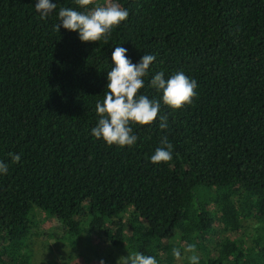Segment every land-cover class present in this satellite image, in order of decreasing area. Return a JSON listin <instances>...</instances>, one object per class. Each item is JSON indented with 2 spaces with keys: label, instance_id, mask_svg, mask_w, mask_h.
Returning <instances> with one entry per match:
<instances>
[{
  "label": "trees",
  "instance_id": "1",
  "mask_svg": "<svg viewBox=\"0 0 264 264\" xmlns=\"http://www.w3.org/2000/svg\"><path fill=\"white\" fill-rule=\"evenodd\" d=\"M118 2L127 20L83 43L35 0H0V264H32L49 218L71 249L98 232L158 264H188L172 255L188 244L199 264H264V0ZM120 45L134 63L156 57L138 94L159 98L160 71L197 81L191 103L131 124L138 139L123 148L91 135ZM165 138L171 159L151 163Z\"/></svg>",
  "mask_w": 264,
  "mask_h": 264
},
{
  "label": "clouds",
  "instance_id": "2",
  "mask_svg": "<svg viewBox=\"0 0 264 264\" xmlns=\"http://www.w3.org/2000/svg\"><path fill=\"white\" fill-rule=\"evenodd\" d=\"M79 9L60 7L53 0H35L34 10L39 17L47 19L54 11L61 28L75 32L81 42H97L106 38L114 27L126 21L129 12L122 7L118 0H105L104 3L93 4L92 0H75ZM91 5V6H90ZM128 49L122 45L111 51V68L106 71L107 84L102 94L103 99L97 100L95 112L96 124L91 128V135L108 145L121 148L131 147L137 142L131 124L150 125L158 117L161 104L170 109H181L191 103L195 96L197 81L188 77L183 71H177L165 78L163 71L156 72L149 82V86L159 93V98L150 99L140 93L145 87L144 78L149 73L150 65L156 57L143 54L138 62H133L127 55ZM160 129L168 127L167 117L160 115ZM172 145L167 139L162 140L160 147L149 157L153 164L167 162L172 156ZM12 161L18 162L21 157L16 153H9ZM8 172V164L0 161V175ZM128 252V251H127ZM172 255L180 260L185 257L188 264H199V256L194 254V245L188 244L182 253L179 248H173ZM103 264V262H101ZM117 264H158L152 255L141 252H128L127 256L118 259Z\"/></svg>",
  "mask_w": 264,
  "mask_h": 264
},
{
  "label": "rangeland",
  "instance_id": "3",
  "mask_svg": "<svg viewBox=\"0 0 264 264\" xmlns=\"http://www.w3.org/2000/svg\"><path fill=\"white\" fill-rule=\"evenodd\" d=\"M95 3H104L105 0H92ZM45 240L30 244L34 251L31 253L32 264H47V260L58 264H117L122 256L128 253L120 247L106 248L103 235L95 232L84 234L78 247L69 248L62 243L63 226L56 218H49L44 224ZM245 232H249L248 228ZM250 232L249 235H251ZM180 263V262H179Z\"/></svg>",
  "mask_w": 264,
  "mask_h": 264
}]
</instances>
